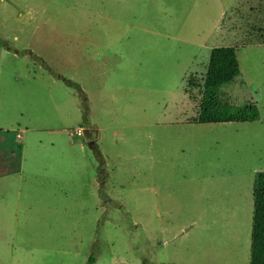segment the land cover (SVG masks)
Segmentation results:
<instances>
[{
	"label": "rangeland",
	"instance_id": "1",
	"mask_svg": "<svg viewBox=\"0 0 264 264\" xmlns=\"http://www.w3.org/2000/svg\"><path fill=\"white\" fill-rule=\"evenodd\" d=\"M262 172L264 0H0V264H250Z\"/></svg>",
	"mask_w": 264,
	"mask_h": 264
},
{
	"label": "trees",
	"instance_id": "2",
	"mask_svg": "<svg viewBox=\"0 0 264 264\" xmlns=\"http://www.w3.org/2000/svg\"><path fill=\"white\" fill-rule=\"evenodd\" d=\"M240 74L235 48H215L211 51L201 87L197 119L193 122H227L258 118L255 105L234 107L222 99V88L233 83ZM189 83L192 84L191 81ZM83 119L86 123V112ZM94 263L95 258L91 255L86 264ZM250 264H264V172L257 175L253 192Z\"/></svg>",
	"mask_w": 264,
	"mask_h": 264
}]
</instances>
